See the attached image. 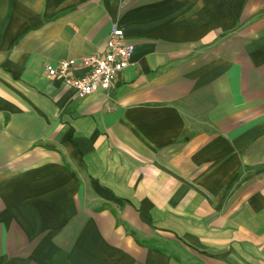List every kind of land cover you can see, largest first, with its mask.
<instances>
[{"label":"crops","instance_id":"obj_1","mask_svg":"<svg viewBox=\"0 0 264 264\" xmlns=\"http://www.w3.org/2000/svg\"><path fill=\"white\" fill-rule=\"evenodd\" d=\"M0 264H264V0H0Z\"/></svg>","mask_w":264,"mask_h":264},{"label":"built area","instance_id":"obj_2","mask_svg":"<svg viewBox=\"0 0 264 264\" xmlns=\"http://www.w3.org/2000/svg\"><path fill=\"white\" fill-rule=\"evenodd\" d=\"M131 48L124 40L123 32L118 27L110 29L105 49L79 59L61 60L56 65H45L49 77H58L63 83L74 89L77 97L84 98L99 91H108L117 75L130 62ZM85 70L80 77L74 76L73 69Z\"/></svg>","mask_w":264,"mask_h":264}]
</instances>
